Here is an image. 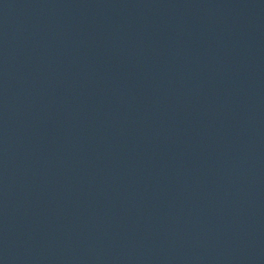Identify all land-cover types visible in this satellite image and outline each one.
Here are the masks:
<instances>
[{
  "label": "water",
  "instance_id": "1",
  "mask_svg": "<svg viewBox=\"0 0 264 264\" xmlns=\"http://www.w3.org/2000/svg\"><path fill=\"white\" fill-rule=\"evenodd\" d=\"M0 264H264V89L193 0H0Z\"/></svg>",
  "mask_w": 264,
  "mask_h": 264
}]
</instances>
